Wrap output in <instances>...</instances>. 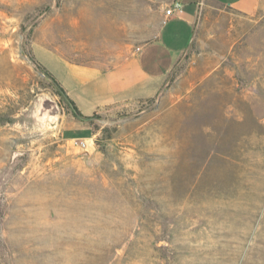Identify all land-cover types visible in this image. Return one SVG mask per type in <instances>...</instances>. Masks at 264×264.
Here are the masks:
<instances>
[{
	"label": "rangeland",
	"instance_id": "rangeland-1",
	"mask_svg": "<svg viewBox=\"0 0 264 264\" xmlns=\"http://www.w3.org/2000/svg\"><path fill=\"white\" fill-rule=\"evenodd\" d=\"M173 1L157 95L75 118L42 62L111 65ZM0 264H264V0H0Z\"/></svg>",
	"mask_w": 264,
	"mask_h": 264
},
{
	"label": "crops",
	"instance_id": "crops-1",
	"mask_svg": "<svg viewBox=\"0 0 264 264\" xmlns=\"http://www.w3.org/2000/svg\"><path fill=\"white\" fill-rule=\"evenodd\" d=\"M243 14H252L260 0H213ZM181 15L162 16L154 37L132 53L119 55L111 64L75 63L61 56L42 62L76 108L89 116L113 105L150 99L187 49L199 13L198 4H182Z\"/></svg>",
	"mask_w": 264,
	"mask_h": 264
},
{
	"label": "trees",
	"instance_id": "trees-1",
	"mask_svg": "<svg viewBox=\"0 0 264 264\" xmlns=\"http://www.w3.org/2000/svg\"><path fill=\"white\" fill-rule=\"evenodd\" d=\"M44 74L47 78H49L58 88H59V92L61 93V95L64 97V99L66 100V102L68 103V105L71 108V113L72 115L76 118H81V113L79 112V110L76 108L75 104L73 103V101L67 96V94L65 93V91L61 88V86L58 84V82L54 79V77L48 72V71H44Z\"/></svg>",
	"mask_w": 264,
	"mask_h": 264
},
{
	"label": "built area",
	"instance_id": "built-area-1",
	"mask_svg": "<svg viewBox=\"0 0 264 264\" xmlns=\"http://www.w3.org/2000/svg\"><path fill=\"white\" fill-rule=\"evenodd\" d=\"M183 9V5L179 1H173L170 6L165 10L166 16H174V15H181ZM77 145H79L81 148H85L86 144L85 142H77Z\"/></svg>",
	"mask_w": 264,
	"mask_h": 264
}]
</instances>
